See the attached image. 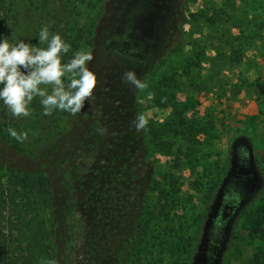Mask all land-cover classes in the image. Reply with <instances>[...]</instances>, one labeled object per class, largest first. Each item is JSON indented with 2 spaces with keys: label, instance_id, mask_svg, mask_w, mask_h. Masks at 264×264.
Masks as SVG:
<instances>
[{
  "label": "rangeland",
  "instance_id": "obj_1",
  "mask_svg": "<svg viewBox=\"0 0 264 264\" xmlns=\"http://www.w3.org/2000/svg\"><path fill=\"white\" fill-rule=\"evenodd\" d=\"M1 1L10 44L46 48L39 33L47 26L70 46L62 63L91 52L97 82L75 116H46L34 97L30 115L15 117L0 100V125L8 123L0 163L46 170L65 196L71 166L93 165L95 145L80 142L108 104L99 94L119 88L117 97L148 119L140 134L147 235L131 251L135 264H264V0ZM126 71L148 87L122 81ZM59 213L50 224L42 212L43 226L22 233L19 264H72L79 214Z\"/></svg>",
  "mask_w": 264,
  "mask_h": 264
},
{
  "label": "trees",
  "instance_id": "obj_2",
  "mask_svg": "<svg viewBox=\"0 0 264 264\" xmlns=\"http://www.w3.org/2000/svg\"><path fill=\"white\" fill-rule=\"evenodd\" d=\"M6 10L0 9L1 40H9L11 36ZM229 51L237 53L232 48ZM106 82L111 86V79ZM119 94V88L99 94L101 101L108 104L85 126L86 133L80 142L95 145L91 155L93 165L77 172L71 166L65 196L46 170L31 169L21 163H0V181L6 177L14 188L12 192L4 187V182L0 184V264L22 263L20 237L43 226L37 216L46 211L50 224L59 223L63 218L60 209L70 207L79 214L80 221L72 264H135L131 251L147 235V185L143 184L142 176L148 150L140 135L143 130L138 132L133 125L136 111L121 101ZM165 98L159 97V102L162 99L164 102L158 105H169V97ZM3 116L6 120L5 112ZM7 125V122L0 125V145H5L2 128ZM98 128L107 129L106 134H99ZM154 135L159 136L157 132ZM63 198L66 202L58 203ZM23 213L26 215L20 222Z\"/></svg>",
  "mask_w": 264,
  "mask_h": 264
},
{
  "label": "clouds",
  "instance_id": "obj_3",
  "mask_svg": "<svg viewBox=\"0 0 264 264\" xmlns=\"http://www.w3.org/2000/svg\"><path fill=\"white\" fill-rule=\"evenodd\" d=\"M45 42L46 48L34 47L23 40L16 44H10L7 39L0 42V85H3L0 100L15 117L30 115L29 105L34 97L41 98L46 116H50L54 110L67 111L75 116L96 87V75L87 66L93 59L91 52L81 49L67 63H62L61 54H67L70 46L59 34L51 35L47 26L39 33V43ZM65 77L69 81L67 85L63 79ZM122 81L140 90L148 87L137 79L133 71H126ZM152 98L150 93L149 99ZM147 124L148 119L144 114L137 115L133 120L138 132L145 130ZM97 131L104 135L107 129L98 128ZM8 132L21 142L28 137L27 132L18 134L12 128ZM49 264L56 262L49 261Z\"/></svg>",
  "mask_w": 264,
  "mask_h": 264
}]
</instances>
